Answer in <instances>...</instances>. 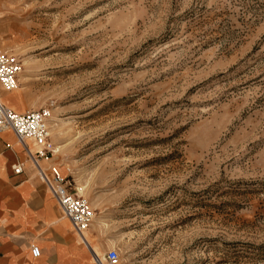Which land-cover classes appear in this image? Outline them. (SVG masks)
Segmentation results:
<instances>
[{
	"label": "rangeland",
	"instance_id": "obj_1",
	"mask_svg": "<svg viewBox=\"0 0 264 264\" xmlns=\"http://www.w3.org/2000/svg\"><path fill=\"white\" fill-rule=\"evenodd\" d=\"M0 49L98 258L264 264V0H0Z\"/></svg>",
	"mask_w": 264,
	"mask_h": 264
},
{
	"label": "crops",
	"instance_id": "obj_2",
	"mask_svg": "<svg viewBox=\"0 0 264 264\" xmlns=\"http://www.w3.org/2000/svg\"><path fill=\"white\" fill-rule=\"evenodd\" d=\"M4 94L0 90V100ZM25 108L21 112L11 109L23 113ZM26 146L31 153L37 150L31 140ZM15 164H22L20 174L12 172ZM51 164L45 161L40 166ZM31 247L39 249L38 258L31 257ZM94 256L90 240L85 234L81 240L61 216L14 136L0 134V264H94Z\"/></svg>",
	"mask_w": 264,
	"mask_h": 264
},
{
	"label": "built area",
	"instance_id": "obj_3",
	"mask_svg": "<svg viewBox=\"0 0 264 264\" xmlns=\"http://www.w3.org/2000/svg\"><path fill=\"white\" fill-rule=\"evenodd\" d=\"M20 71L19 61L0 49V90L5 93L14 91ZM50 118L49 107L17 113L0 100V134L9 132L14 136L15 142L23 148L28 161L35 167L38 179L53 197L61 216L83 240V234L93 217L88 203L74 193L70 182L61 176L57 167L52 164L46 168L40 166L41 162L49 161L57 152L50 140L48 129ZM28 140L33 141L37 146L34 153H31L26 146ZM11 170L14 174H20L22 164L11 166ZM30 255L32 258H38L39 249L31 247ZM104 259L106 264H116L118 254L115 250H109ZM94 264H102L97 256H94Z\"/></svg>",
	"mask_w": 264,
	"mask_h": 264
},
{
	"label": "bare ground",
	"instance_id": "obj_4",
	"mask_svg": "<svg viewBox=\"0 0 264 264\" xmlns=\"http://www.w3.org/2000/svg\"><path fill=\"white\" fill-rule=\"evenodd\" d=\"M14 94H15V93H14ZM85 239H86V240H89L88 237H87L86 235H85ZM99 260H100L101 262L105 261L104 257L99 258Z\"/></svg>",
	"mask_w": 264,
	"mask_h": 264
}]
</instances>
